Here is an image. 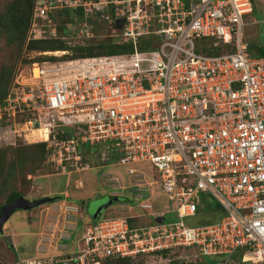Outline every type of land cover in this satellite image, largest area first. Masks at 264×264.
Wrapping results in <instances>:
<instances>
[{"label": "built area", "instance_id": "1", "mask_svg": "<svg viewBox=\"0 0 264 264\" xmlns=\"http://www.w3.org/2000/svg\"><path fill=\"white\" fill-rule=\"evenodd\" d=\"M63 10L70 16L61 32ZM252 11L251 0H35L29 35L68 47L37 52L42 58L23 67L30 77L36 70V90L20 96L15 78L0 117L19 113L26 128L28 118L46 113L45 164L64 173L148 163L150 185L173 205V217L160 211V221L86 223L82 249L45 264L180 249L215 264L264 261V56L245 40ZM95 39L122 50L81 56L72 49ZM59 131L70 134L58 138ZM85 145L100 148L94 166ZM204 194L222 216L190 224Z\"/></svg>", "mask_w": 264, "mask_h": 264}, {"label": "rangeland", "instance_id": "2", "mask_svg": "<svg viewBox=\"0 0 264 264\" xmlns=\"http://www.w3.org/2000/svg\"><path fill=\"white\" fill-rule=\"evenodd\" d=\"M11 1L13 0H0V10L4 8V4L6 2L9 3ZM261 6L262 0H260L258 3L259 9ZM250 17H253L256 23H251L252 21H248L249 24L245 27L246 40L249 43L252 41L253 43L257 44L259 41L264 43V16L262 12L260 10L255 11ZM96 40L98 39H95V42ZM78 41L80 40L77 38L72 39V42H74L73 44L79 43ZM37 52L38 50H29L25 47L21 52L19 60L15 64L14 78L12 82L14 83L15 78H18L20 81V85H18L21 91L20 96H23L24 94L23 88L29 92V95L33 92V90H36V85L34 84L39 80L36 70L33 71L31 69L32 77H30L28 70L26 71V68L23 67L32 63L34 60H38L36 59L39 56ZM10 54L13 56L16 55V57H18L15 50H11V48L5 46L4 40L0 37V67L4 62L8 63L10 61ZM40 59L41 57L39 60ZM26 113L27 112L20 114L26 115ZM51 113L52 111H50V114ZM35 117L39 119L41 118L40 121L43 124L44 120H46V113H41L40 115L35 114L33 117H30L31 120L28 118L25 121L27 124L26 128L22 125V121L25 119V117L18 118L16 114L14 119H12L11 115H3L0 117V124L4 127H0V134L8 135V139H10V141L12 139L14 141L18 139L19 143L25 144L46 141L41 140V136L36 137L31 136L30 134V132L33 131L37 125L42 126L40 123H38L39 121L37 118L36 120L34 119ZM7 124L11 125V129H13V127L16 128L18 132L13 134L12 130L6 126ZM2 139L4 140V138L2 137L0 139V148H6L8 150L6 158L7 160L11 159V155H9V153L11 152L12 147H3V145H1L3 144ZM99 150L97 152H99ZM96 154L97 153L91 155L87 152L85 155L86 157H84V159L86 158L85 161L91 166L96 165L98 163ZM129 166L135 169L133 174L127 173V168ZM19 175L21 174L16 176L13 183L12 178H10L9 186L0 184V204L6 200V194L12 187L17 191L23 192L24 197L29 201L55 195L63 196V194L67 192V196H72L70 200L67 199L68 202H77L79 205L80 201L78 200L81 198L85 200L86 208L84 211L79 209V213L77 214L73 211H64V214H59V219L61 222L58 224L55 237L59 240L53 238L49 242H47V238H43L44 240L39 242L38 232L40 231L39 228L43 223L48 224L50 215L55 214L56 211H53L50 208L51 205L57 201L42 202L30 210L23 209L13 211L9 218H7V221L3 223L2 231H0V263L6 260H13L12 254L7 253L8 247L13 249V254H18L21 256L19 257V261L25 260L26 264H29L30 261H33L36 256H46L49 258L48 261H51L53 260V256H57L59 259L61 257H66L67 255L70 256L72 253L79 252V250L83 247L82 240H80L82 226L86 220L92 218V211L95 210L102 199L109 196L113 197L112 199L114 202L106 209L102 210L99 220L133 215L136 216V223L140 220H143L145 223L150 219L155 218L160 211H166L169 217H173V214L171 213L173 205L170 200H168L167 195L162 193L159 184L152 183V185H150V183L155 180V176L153 175L148 163L128 164L125 166L120 165L104 168L91 167L87 168L83 172L81 171L78 173H72L70 175H66V173H64V171H62L56 165L54 166L47 164L41 169H35L34 173L32 174L26 173L23 176ZM80 183L82 185H80ZM137 183H139V186H143L145 192L136 191L139 189L136 185ZM138 193L144 194V196H135ZM118 196H121L123 199H121V201H117L116 197ZM143 202L149 204V206L140 207L139 204ZM48 214L49 216H47ZM201 222V219H197V217L190 219V224H198ZM30 231H33L32 235L29 233ZM16 232L19 234H16ZM59 232L68 234L69 238L58 237ZM46 236L47 235L45 234L44 237ZM4 242L7 246L4 244ZM34 242H37L36 244L38 245L36 251L34 250ZM57 243L64 245L66 248L57 246ZM5 258L6 260H4ZM37 261L40 260H36L35 264L40 263ZM215 262L216 259L209 257H205L204 259L198 255V253L192 250L180 249L176 252H168L164 257L161 255L152 254L137 256L133 258L130 264H215ZM101 263L102 260L95 263L88 262L84 264ZM233 264H264V261L258 263L236 262Z\"/></svg>", "mask_w": 264, "mask_h": 264}, {"label": "trees", "instance_id": "3", "mask_svg": "<svg viewBox=\"0 0 264 264\" xmlns=\"http://www.w3.org/2000/svg\"><path fill=\"white\" fill-rule=\"evenodd\" d=\"M253 2V11L260 10L262 12V7L264 4V0H262V6L259 9L258 3L260 0H251ZM35 6V0H13L11 2H6L4 4V8L0 10V37L4 40L5 46L11 48V50H15L16 55L10 54V61L4 62L0 67V104L4 103V99L7 96L10 87L12 86L13 78H14V71H15V64L19 60L21 56V52L26 47L29 50H56V49H65L68 46L63 40L60 39H40L36 37H31L29 35V31L31 29V18L33 16V9ZM64 16L57 22V28L62 32L64 24L69 20L70 13L67 10H63ZM32 31V30H31ZM246 40V38H245ZM247 41V40H246ZM259 41V39H258ZM248 43V49L250 53L256 55H263L264 56V43L259 41V43ZM73 50H77L78 53L76 55H92L98 53H115L121 52V48L119 46H114L112 44L107 43L106 41H102L96 44H88L85 47H74ZM41 57V56H40ZM39 56L36 58L39 60ZM42 58V57H41ZM45 58V57H44ZM24 61V60H23ZM18 118L23 116L17 115ZM37 125V124H36ZM38 126V125H37ZM36 126V127H37ZM58 138L65 139L69 136L70 132L61 133L58 132ZM31 136H41V140H46V128L42 126L38 129H34L30 132ZM27 138V136L25 135ZM46 141L34 142V143H19L18 139H16L15 144H6L3 143V147H12L11 152V159L7 160L8 150L6 148H0V184L9 186V180L12 178V183L15 181V178L18 174L19 176H23L26 173H34L35 169L45 167V146ZM85 151L89 154H95L100 149L99 146H88L85 145ZM6 158V161H5ZM31 166V167H30ZM19 197L25 198L24 193L17 191L16 189L12 188L6 194V200L0 204V213L5 207V205ZM44 198V197H43ZM47 198V197H46ZM48 202L62 200L65 197L62 195H55L48 197ZM67 199H71L70 197H66ZM120 199H123L121 196ZM26 199V198H25ZM36 199L32 200L35 201ZM80 201L79 209L84 211L86 206L83 204V200ZM121 201V200H120ZM47 202V201H45ZM77 203V202H76ZM36 207V206H34ZM32 207V208H34ZM32 208H28L25 210H30ZM222 216V209L221 206L208 195L204 194L201 196V201L197 205L195 211V218L201 219V223H210L218 220ZM92 217V216H91ZM127 220L130 225H134L136 223V216L132 217V215L127 216ZM154 219H150L148 222H152ZM98 219L90 218L85 222L86 223H95L98 222ZM138 222V221H137ZM138 223L143 224L144 221L140 220ZM147 223V222H146ZM42 228H40L41 230ZM2 231V228L1 230ZM37 243V242H36ZM34 242V244L36 245ZM33 245V244H32ZM7 246V245H6ZM12 248L8 247V254H12L13 260L9 261L6 258L0 264H26L25 260L19 261L18 254H13ZM35 250V248H34ZM10 251V252H9ZM33 251V250H32ZM22 252V251H21ZM168 252L161 251L152 253V255H161L165 256ZM74 254V253H72ZM76 254V253H75ZM58 258L57 256H53L52 259ZM63 258V257H61ZM135 258V257H134ZM205 259V257H203ZM49 258L46 256H39L34 258L33 261H30L29 264H35L36 260H40L41 264H45ZM133 260L132 257H124V258H115V259H103L101 264H130ZM206 263V260H205ZM38 264V263H37ZM73 264V263H67Z\"/></svg>", "mask_w": 264, "mask_h": 264}, {"label": "crops", "instance_id": "4", "mask_svg": "<svg viewBox=\"0 0 264 264\" xmlns=\"http://www.w3.org/2000/svg\"><path fill=\"white\" fill-rule=\"evenodd\" d=\"M85 170L86 169L79 170V171H69V172H65V173H66V175H70L72 173H78V172H81V171L83 172ZM80 185H82V184L80 183ZM66 194H67V192L63 194V196L65 197L63 200H58L57 202H55L57 204L54 203V204L51 205V208L49 207L51 210L56 211V212H55L54 215H50V220H49L48 224H45V223L42 224L45 227H43L42 225L40 226V228H42L43 230H40L38 232V236H39V240L38 241L39 242L43 241L44 240L43 238H47L48 239L47 242H49V241H51V239L56 237V231H57V228H58V224L61 222V220L59 219L60 218L59 214H64V211H70V212L73 211L76 214L79 213V207H78L79 205L77 203L68 202L66 197H69V196H67ZM70 198H72V196ZM79 200H83V199L80 198ZM83 204L86 206L85 200H83ZM47 216H49V214ZM65 217H68V216H65ZM132 217H134V216L132 215ZM84 225H85V223H84ZM84 225L82 226L81 235H82V232H83ZM32 232L33 231H30L29 233L32 235ZM16 234H19V233L16 232ZM45 234L47 235L46 237H44ZM58 237L69 238V235L65 234V233H62V232H59ZM55 239L59 240L58 238H55ZM4 244H5V242H4ZM51 244H53V243H51ZM56 245L57 246H62L63 248H66L64 245H60L58 243ZM37 248H38V245L36 244L35 245V251L37 250Z\"/></svg>", "mask_w": 264, "mask_h": 264}, {"label": "water", "instance_id": "5", "mask_svg": "<svg viewBox=\"0 0 264 264\" xmlns=\"http://www.w3.org/2000/svg\"><path fill=\"white\" fill-rule=\"evenodd\" d=\"M122 23V20L118 21V25ZM120 196L116 197L117 201H120L121 199L119 198ZM113 197H106L102 199L100 204L95 208L94 211H92L91 216L93 219H98L101 215V212L103 209H106L108 206H110L114 201L112 199ZM49 198L44 197L37 199L35 201H29L28 199L19 197L5 205L3 207L1 213H0V230L2 228L3 223L7 220V218L13 213V211L16 210H23V209H28L32 208L34 206L39 205L42 202L48 201ZM160 217H156V221H160Z\"/></svg>", "mask_w": 264, "mask_h": 264}, {"label": "clouds", "instance_id": "6", "mask_svg": "<svg viewBox=\"0 0 264 264\" xmlns=\"http://www.w3.org/2000/svg\"><path fill=\"white\" fill-rule=\"evenodd\" d=\"M99 42H102V41H99ZM99 42H94L93 44H95V43H99ZM39 51H44V50H39ZM50 51H52V50H50ZM44 58V57H43ZM45 123H43L42 125H44ZM1 125V124H0ZM86 149V148H85ZM87 153V151H85V154ZM127 218V217H126ZM154 219V218H153ZM156 219V218H155Z\"/></svg>", "mask_w": 264, "mask_h": 264}, {"label": "bare ground", "instance_id": "7", "mask_svg": "<svg viewBox=\"0 0 264 264\" xmlns=\"http://www.w3.org/2000/svg\"><path fill=\"white\" fill-rule=\"evenodd\" d=\"M42 126H45V125H42ZM42 126H41V127H42Z\"/></svg>", "mask_w": 264, "mask_h": 264}]
</instances>
